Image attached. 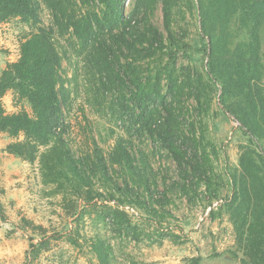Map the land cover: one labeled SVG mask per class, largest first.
I'll use <instances>...</instances> for the list:
<instances>
[{"label": "trees", "instance_id": "trees-1", "mask_svg": "<svg viewBox=\"0 0 264 264\" xmlns=\"http://www.w3.org/2000/svg\"><path fill=\"white\" fill-rule=\"evenodd\" d=\"M125 1L0 0V24L15 19L29 26L17 58L0 70V132L12 138L3 150L36 163L48 194L60 197L67 242L80 251L88 245L97 264H115L106 236L96 229L81 233L85 218L94 228L107 225L120 240H138L141 228L126 206L139 209L157 229L172 217L167 206L173 189L192 202L203 182L210 204L220 198L202 143L203 122L183 126L180 119L183 98H193L200 116L208 113L212 93L219 90L220 110L238 122L246 140L228 173L230 194L209 217L227 216L240 264H264V0H133L127 13ZM157 2L163 29L150 19ZM192 6L199 26L194 44L180 24L185 7ZM43 7L47 23L40 18ZM193 48L201 63L205 60L202 71L176 65L177 54ZM64 61L73 65L71 79ZM80 78L91 91L87 103L110 115L114 125L121 122L122 133L111 126L95 134L87 121L82 140L73 145L67 114ZM114 89L119 93L106 102L105 93ZM8 92L14 104L26 103L29 111L6 112L2 97ZM144 134L179 169V180L161 192L158 172L134 141ZM4 191L0 184V211ZM22 222L33 232L25 251V258L33 260L50 249L55 234L25 217ZM198 261L195 257L191 264Z\"/></svg>", "mask_w": 264, "mask_h": 264}, {"label": "rangeland", "instance_id": "rangeland-1", "mask_svg": "<svg viewBox=\"0 0 264 264\" xmlns=\"http://www.w3.org/2000/svg\"><path fill=\"white\" fill-rule=\"evenodd\" d=\"M132 1L124 2L125 13L130 9ZM185 1L184 3H187ZM185 9L187 12L180 24L187 29L186 38L194 44L199 31L197 13L193 6L189 10L187 7ZM40 18L44 23L49 21L48 12L44 7L40 11ZM150 19L155 26L163 29L160 2L155 4ZM27 31L29 26L15 19L0 24V69L7 61L17 58L20 39ZM262 51L264 63V38ZM202 62L201 55L195 52L194 48L189 53L177 54L178 66L191 65L202 71L205 60ZM63 67L67 77L71 79L73 65L64 61ZM71 82L69 88L73 90L74 82ZM77 83V91H72V106L67 114L73 145L82 140L84 135L82 127L86 129L87 121L91 123L95 134L97 129L103 132V128L111 126L115 127L118 133H122L121 122L118 121L114 125L110 115H105L101 108L87 103L86 99H92L91 91L87 90V82L80 78ZM118 93L117 89L111 93L106 92L105 101L114 99L113 95ZM218 93L219 90L213 91L208 113L200 116L193 110L195 104L193 98H183L180 119H185V122L182 121L183 126L187 125L188 121L196 125L203 122L205 125H202L204 128L202 143L206 145L204 147L212 160V179L218 181L220 198L213 199L210 204L204 195L203 182L198 188L199 195L192 202H189L180 190L173 189L169 193L172 202L167 206L172 217L164 220L157 229L153 222L144 218L146 216L139 209L126 206L125 210L132 217L133 223H138L141 228L138 240L129 237L120 240L112 235L107 225L99 224L94 228L89 219L85 218L81 233L91 235L97 230L106 236L112 244L115 264H191L195 257H199L197 264H240L241 253L236 250L233 229L227 216L222 214L213 220L209 217L210 210L219 207L230 194L228 173L237 163L239 144L245 143L246 140L238 128V122L220 110ZM2 103L5 111L9 113L20 108L29 111L26 103L14 104L10 92L2 97ZM11 140L6 133L0 132V184L5 189L1 196L0 211V264H97L95 258L88 252V245H83L80 251L67 242L61 230L65 216L59 206L60 197L48 194L50 189L41 182L36 163L26 162L3 150ZM134 141L147 152L152 170L158 172L156 179L158 192L170 187L173 181L179 180L177 163L165 149L160 148L158 143H154L146 134L136 137ZM111 142L112 139L108 141ZM22 217L46 227L49 234L52 232L55 234L50 240V249L33 260L25 258L29 236L33 232L30 227L23 224ZM59 231L60 235L57 233ZM37 240L38 238H34L33 242Z\"/></svg>", "mask_w": 264, "mask_h": 264}, {"label": "crops", "instance_id": "crops-1", "mask_svg": "<svg viewBox=\"0 0 264 264\" xmlns=\"http://www.w3.org/2000/svg\"><path fill=\"white\" fill-rule=\"evenodd\" d=\"M2 68H3V67H1V69H2ZM1 69H0V70H1Z\"/></svg>", "mask_w": 264, "mask_h": 264}]
</instances>
